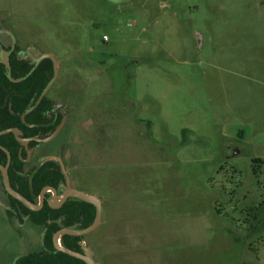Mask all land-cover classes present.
Returning a JSON list of instances; mask_svg holds the SVG:
<instances>
[{
  "label": "rangeland",
  "instance_id": "1",
  "mask_svg": "<svg viewBox=\"0 0 264 264\" xmlns=\"http://www.w3.org/2000/svg\"><path fill=\"white\" fill-rule=\"evenodd\" d=\"M12 47L57 61L67 119L26 170L101 201L97 264H264V0H0ZM8 208L0 173V264L42 245Z\"/></svg>",
  "mask_w": 264,
  "mask_h": 264
},
{
  "label": "trees",
  "instance_id": "2",
  "mask_svg": "<svg viewBox=\"0 0 264 264\" xmlns=\"http://www.w3.org/2000/svg\"><path fill=\"white\" fill-rule=\"evenodd\" d=\"M1 49V48H0ZM54 77L50 59L32 63L20 58L16 51L8 57V67L0 62V164L6 165L7 150L11 156L8 175L11 188L31 203L37 204L40 191L44 187L58 189L65 177L59 164L49 160L26 170L27 151L20 139L47 137L53 133L60 122L48 113L53 110V100L48 96L36 105L38 97ZM31 109V110H30ZM25 114L24 121L21 116ZM17 128L21 134L17 137L8 129ZM36 140L28 142V148L36 146ZM254 163L259 160H254ZM49 194H45L44 203L37 211H32L21 202L8 195L7 214L26 218L30 224L41 230L43 241L39 251L19 256L13 264H86L54 248L52 236L62 228L80 230L89 227L95 219V207L76 197L68 198L60 207L53 208L47 203ZM86 236L64 234L60 238L63 248L83 253ZM95 261V260H94Z\"/></svg>",
  "mask_w": 264,
  "mask_h": 264
},
{
  "label": "water",
  "instance_id": "3",
  "mask_svg": "<svg viewBox=\"0 0 264 264\" xmlns=\"http://www.w3.org/2000/svg\"><path fill=\"white\" fill-rule=\"evenodd\" d=\"M198 39L201 41V36L198 35ZM43 59H50L52 61L53 64V72H54V77L52 78V80L48 83V85L46 86V88L42 91V93L40 94V96L38 97V100L36 102V105L42 100V98L47 94L48 90L50 89L51 85L53 84L56 76H57V61L56 59L50 55V54H43L41 55L38 59L37 62H40ZM0 62L5 65L6 67H8V61H7V53H2L1 54V59ZM24 117L25 114H23L21 116V120L24 121ZM6 132H11L13 133L14 136H18L21 134L20 130L17 128H11L8 129ZM19 141L21 142L22 146L27 145L28 140L27 139H20L18 138ZM6 156H7V162L6 165H1L0 164V173L2 174V181H3V186H4V190L6 191V193L10 196H12L13 198L17 199L19 202H21L25 207H27L28 209L32 210V211H37L41 208V206L44 203V195L45 192L50 190L52 192V199L50 201H48V205L50 207L53 208H58L60 207L68 197H76L79 198L85 202H88L90 204H92L95 207L96 210V214H95V219L92 222V224L85 228V229H80V230H72V229H66V228H62L60 230H58L56 233L53 234L52 236V242L54 245V248L58 251H62L66 254H68L71 257L77 258L81 261H83L86 264H97L89 249L83 247L84 252L83 253H78L76 251H72L66 248H63L60 244V238L62 235L64 234H69V235H74V236H85L87 234H89L90 232H92L100 223L101 220V208H102V204L101 201L96 198L95 196L89 195V194H85L79 190H76L74 188L71 187H67L65 189V191L63 192L62 197H58L57 195V190L53 187H44L39 194V201L38 204H34L31 203L30 201H28L26 198H24L23 196H21L20 194L16 193L15 191H13V189L11 188L10 185V181H9V175H8V167L10 165L11 162V156L10 153L5 150ZM57 161L60 162V160L58 158H56ZM60 165L63 169V166L60 162ZM43 241V235L41 236V242Z\"/></svg>",
  "mask_w": 264,
  "mask_h": 264
},
{
  "label": "flooded vegetation",
  "instance_id": "4",
  "mask_svg": "<svg viewBox=\"0 0 264 264\" xmlns=\"http://www.w3.org/2000/svg\"><path fill=\"white\" fill-rule=\"evenodd\" d=\"M11 51H13V47H12V49L10 50V51H2V49H0V59H1V54L2 53H7V61H8V57H9V54H10V52ZM39 63V62H37V59L34 61V62H32V63ZM48 92H49V90H48ZM48 92H47V94L45 95V96H48L49 98H50V96L48 95ZM44 96V97H45ZM53 100V99H52ZM66 109H67V106L66 105H64V104H62V103H56L54 100H53V110L51 111V113H48V116L49 117H52V116H54V119H57L58 117H60V122H59V124H58V126L56 127V129H55V131L53 132V133H51L50 135H48L47 137H40V138H31L30 140H36L37 142H38V144L36 145V146H34V147H32V148H28V142L30 141V140H28V142H27V145H26V147L25 146H23L24 148H25V150L27 151V156H26V159H24V162L28 165V163H29V160H30V156H31V154H33L34 153V150L35 149H39V147H41V145H42V143H45V142H48L51 138H54V136H56V134L57 133H59L60 132V130H61V128L64 126V122L66 121V117H65V115H67V113H65L66 112ZM31 110V109H30ZM33 150V151H32ZM47 159L46 160H44V161H42V162H38V164L36 165V166H38V165H40V164H42L43 162H46V161H49V160H53V161H56L58 164H59V161H57V157L56 156H54L53 154H47L46 156H45ZM60 166V165H59ZM27 167V166H26ZM35 167V166H34ZM61 168V167H60ZM62 170V169H61ZM64 177H65V175H64ZM67 187H71V185L69 184V182L66 180V178H65V181H64V183L63 184H61L60 186H59V188L58 189H56L57 190V195H58V197H62V195H63V192L65 191V189L67 188ZM72 188V187H71ZM62 189H63V191H62ZM49 194L50 196H49V199L47 200V203H48V201H50L51 199H50V197H51V194H52V192L50 191V190H48V191H46L45 192V194ZM52 197H53V195H52ZM68 198H70V197H68ZM67 198V199H68ZM44 199H45V195H44ZM66 199V200H67ZM38 201H39V196H38V199H37V204H38ZM85 243V242H84ZM83 243V244H84ZM82 244V245H83ZM83 247H85L84 245H83ZM84 252V251H83Z\"/></svg>",
  "mask_w": 264,
  "mask_h": 264
},
{
  "label": "built area",
  "instance_id": "5",
  "mask_svg": "<svg viewBox=\"0 0 264 264\" xmlns=\"http://www.w3.org/2000/svg\"><path fill=\"white\" fill-rule=\"evenodd\" d=\"M103 40L106 41L107 40L106 37H103Z\"/></svg>",
  "mask_w": 264,
  "mask_h": 264
},
{
  "label": "crops",
  "instance_id": "6",
  "mask_svg": "<svg viewBox=\"0 0 264 264\" xmlns=\"http://www.w3.org/2000/svg\"><path fill=\"white\" fill-rule=\"evenodd\" d=\"M42 236V235H41ZM41 238V237H40Z\"/></svg>",
  "mask_w": 264,
  "mask_h": 264
}]
</instances>
